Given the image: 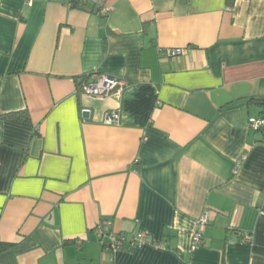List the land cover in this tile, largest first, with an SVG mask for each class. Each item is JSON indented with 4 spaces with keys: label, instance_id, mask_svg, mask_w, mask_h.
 Instances as JSON below:
<instances>
[{
    "label": "crops",
    "instance_id": "crops-1",
    "mask_svg": "<svg viewBox=\"0 0 264 264\" xmlns=\"http://www.w3.org/2000/svg\"><path fill=\"white\" fill-rule=\"evenodd\" d=\"M80 5L0 0V264H264V0Z\"/></svg>",
    "mask_w": 264,
    "mask_h": 264
},
{
    "label": "built area",
    "instance_id": "built-area-1",
    "mask_svg": "<svg viewBox=\"0 0 264 264\" xmlns=\"http://www.w3.org/2000/svg\"><path fill=\"white\" fill-rule=\"evenodd\" d=\"M81 1V0H79ZM85 3L92 4L95 8H97V13L100 16L106 17L111 12L112 8L109 5V0H83ZM30 2V1H28ZM182 54L181 49H171L167 51V56L170 58L177 57ZM126 82L123 80L109 77L105 74H99L98 72L93 73L89 76L88 79L81 83V89L83 93L92 98H103L113 91L116 95H119L126 86ZM106 123H113L117 120V116L115 114H110L106 116ZM248 125L251 129L255 131H259L264 127V119L261 117L257 118H249ZM211 212L207 211L203 213V215L198 219L197 226L203 227L208 224L210 219ZM94 233L102 242L104 247L110 249H120L124 246V244H128L129 246H140L145 240V234H135L131 236V238H126L123 235H118L113 232L112 224L109 221H102L94 228ZM192 242L194 249L201 245L202 237L198 230H196L192 234ZM239 244L241 245H249L251 244L250 237L248 235H242Z\"/></svg>",
    "mask_w": 264,
    "mask_h": 264
},
{
    "label": "trees",
    "instance_id": "trees-1",
    "mask_svg": "<svg viewBox=\"0 0 264 264\" xmlns=\"http://www.w3.org/2000/svg\"><path fill=\"white\" fill-rule=\"evenodd\" d=\"M229 1H232V0H229ZM68 4H70L72 8L82 9L79 0H68ZM91 75H87V76L83 77V81L88 79L89 76H91ZM248 103H249V105H253V106L260 108L261 109V115H264V98H257V97L249 98ZM0 119L6 120L9 122H13V123H16L19 125H27L28 121H29V115H28L27 111H21V112L8 113V114L0 115ZM3 248H5V246L0 245V250H2Z\"/></svg>",
    "mask_w": 264,
    "mask_h": 264
}]
</instances>
